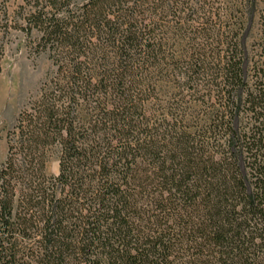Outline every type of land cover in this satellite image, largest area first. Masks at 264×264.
<instances>
[{
    "label": "trees",
    "instance_id": "1",
    "mask_svg": "<svg viewBox=\"0 0 264 264\" xmlns=\"http://www.w3.org/2000/svg\"><path fill=\"white\" fill-rule=\"evenodd\" d=\"M7 1L0 73L12 32L51 70L6 131L0 264H264L256 0Z\"/></svg>",
    "mask_w": 264,
    "mask_h": 264
},
{
    "label": "rangeland",
    "instance_id": "2",
    "mask_svg": "<svg viewBox=\"0 0 264 264\" xmlns=\"http://www.w3.org/2000/svg\"><path fill=\"white\" fill-rule=\"evenodd\" d=\"M79 1V0H76ZM18 0H8L9 10L14 9ZM264 10V0H256V10L249 32L245 37L246 53H249L252 42L259 31V14ZM0 73V163L6 157V131L13 125L19 110L34 96L51 70L45 53L33 55L23 46L20 32H12L11 42L7 45L1 62ZM58 165L55 158H50L46 165L49 175L57 173Z\"/></svg>",
    "mask_w": 264,
    "mask_h": 264
}]
</instances>
